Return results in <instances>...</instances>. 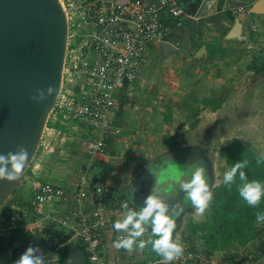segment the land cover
<instances>
[{
    "label": "rangeland",
    "instance_id": "374dc122",
    "mask_svg": "<svg viewBox=\"0 0 264 264\" xmlns=\"http://www.w3.org/2000/svg\"><path fill=\"white\" fill-rule=\"evenodd\" d=\"M256 1L242 9L241 18L231 21L230 30L237 21L239 32L228 35L230 71L225 73L230 75V85L225 80L227 75L217 73L219 67L214 61H204L198 56L186 60V52L170 42L166 43L172 45L171 51L167 54L161 51L153 62L145 64L140 81L127 89L120 102L122 127L119 131L111 130L107 152L99 158L105 165L101 180L110 175L124 188L163 154L191 149L207 166L211 191L222 183L227 171L218 155L220 149L240 141L264 154V13H250ZM155 50L149 53L150 57ZM63 83L68 87L67 75ZM54 123L49 118L30 174L23 176L10 200L22 204L38 183L48 180L57 183L61 177H68L80 161L86 142L82 134L90 127L68 118L57 122L60 130L57 133L49 130ZM21 183L26 188H21ZM120 197L123 199L122 194ZM207 211L197 216L190 206L177 220L173 239L182 243L184 249L196 241L202 244L199 238L188 234L187 228L204 221ZM7 214L5 205L0 218H8ZM25 236L26 233L17 230L8 234L17 244ZM213 252L218 264H264V230L244 247Z\"/></svg>",
    "mask_w": 264,
    "mask_h": 264
},
{
    "label": "built area",
    "instance_id": "2783aa9c",
    "mask_svg": "<svg viewBox=\"0 0 264 264\" xmlns=\"http://www.w3.org/2000/svg\"><path fill=\"white\" fill-rule=\"evenodd\" d=\"M59 2L68 23L63 73L68 87L63 83L52 113L90 127L86 166L70 176L67 184L40 182L22 204L7 202L8 219L36 239L33 247L41 250L47 264H59L61 252L72 244L83 247L87 264H165L150 246L131 253L113 247L117 236L123 235L112 225L122 219L125 201L119 189L90 180L88 171L105 156L111 130L117 131L114 123L121 91L137 81L151 50L167 42L162 14L179 19L183 11L177 0ZM21 188L26 186L21 183ZM148 237L145 233L143 239ZM20 255L12 259L10 253L6 262L14 264ZM171 264L218 261L213 251L196 241Z\"/></svg>",
    "mask_w": 264,
    "mask_h": 264
},
{
    "label": "water",
    "instance_id": "95a60500",
    "mask_svg": "<svg viewBox=\"0 0 264 264\" xmlns=\"http://www.w3.org/2000/svg\"><path fill=\"white\" fill-rule=\"evenodd\" d=\"M250 13H264V0L256 1ZM239 32L238 23L229 36ZM68 46V23L59 0H0V154L28 149L29 162L15 182L0 181V210L30 168L46 125L56 107L63 85ZM169 43L161 44L167 54ZM53 86L55 98L42 102L32 99L36 91ZM36 239L24 237L16 254ZM61 264H87L81 249L65 248Z\"/></svg>",
    "mask_w": 264,
    "mask_h": 264
},
{
    "label": "clouds",
    "instance_id": "9594fccd",
    "mask_svg": "<svg viewBox=\"0 0 264 264\" xmlns=\"http://www.w3.org/2000/svg\"><path fill=\"white\" fill-rule=\"evenodd\" d=\"M56 93L55 87L48 86L46 89L37 90L32 99L39 103L48 98H55ZM28 162L29 152L23 146L17 147L14 152L0 154V181L8 183L17 181ZM261 162H264V154L257 158V163ZM247 163V161L234 163L223 174V182L231 185L239 174L242 182L238 187L239 196L249 207L256 208L264 197V183L259 180H247L243 171ZM147 171L149 175L156 174L152 165L148 166ZM167 179L172 182V186L154 183L139 209L130 208L126 201L122 203V219L115 221L112 227L114 231L123 235L117 236L113 242L114 248L131 253L150 246L154 253L163 258L165 264H171L182 257L184 247L182 243L173 239L177 227L176 220L183 213L186 204L193 207L197 216H203L212 201V192L209 190L206 169L202 163H190L186 170L178 167ZM174 184L179 185V190L184 196L181 202L170 204L168 200L175 196ZM256 220L264 222V212H257ZM146 232L150 235L143 239ZM14 264H47V259L39 248L28 246Z\"/></svg>",
    "mask_w": 264,
    "mask_h": 264
},
{
    "label": "crops",
    "instance_id": "0c3cea01",
    "mask_svg": "<svg viewBox=\"0 0 264 264\" xmlns=\"http://www.w3.org/2000/svg\"><path fill=\"white\" fill-rule=\"evenodd\" d=\"M251 1L252 0H177L184 14L182 17L174 19L167 13L162 14V19L168 28L167 42H170L176 49L180 46L182 48V52H186L184 53L186 60H191L193 57L195 58L198 56L196 58L202 57L201 60L204 61H214V63L218 64L217 67H219L217 68V73L219 75L222 74L221 76L227 75L225 72L230 71V38H228V35L232 24L231 21L236 20V18H241V15L243 14L242 9L245 10V6L249 5ZM239 9H241V11H238ZM159 47L160 45L158 47H154L156 48L155 53L151 54V57L148 55L145 64L153 62L155 57L160 55L161 49ZM145 64L141 69L137 81L132 85L126 86L123 89L124 91H121L119 102H121L122 97L126 95L127 89H129V87L132 88L140 81ZM259 69L260 71L262 70L261 67H259ZM257 70L258 69H256V71ZM221 71H224V73ZM218 79L220 78L218 77ZM229 79L230 75H227L225 80L230 85V82H228ZM120 105L121 103H119V109L118 113H116L114 123L117 131H119L122 127V110ZM217 106L218 104H216V107ZM50 118L51 122H55L53 125L57 126V122L62 123L65 121L61 119L57 112L54 114L52 113ZM82 126L86 125L83 124ZM49 130L60 133L59 126L57 130L53 128H50ZM82 135H85V137L82 138H85L86 142L83 143L85 150L83 149L84 152L80 155V161L76 162L74 171L71 172L70 175L68 174V177H59L60 179L57 183L67 184L70 176L74 177L78 172V169L86 166V148L87 143L90 140L91 129H87V132ZM167 139L172 140L170 136H168ZM104 169L105 165L101 162V159H96L91 166V169L88 171V175H92V177H89L91 178L90 180H95L96 183L97 181L104 182L111 185L115 189H119V192L124 194L126 186L132 180L129 181L124 188H122L121 183H118V181L113 179L110 175L107 176L105 180H101L100 174H102L101 172H104ZM45 182L50 181L48 180ZM16 229L24 232L19 227H16ZM1 230L2 229H0V231ZM0 234L2 233L0 232ZM26 236H28V234H26Z\"/></svg>",
    "mask_w": 264,
    "mask_h": 264
},
{
    "label": "trees",
    "instance_id": "16d2710c",
    "mask_svg": "<svg viewBox=\"0 0 264 264\" xmlns=\"http://www.w3.org/2000/svg\"><path fill=\"white\" fill-rule=\"evenodd\" d=\"M50 128L57 130L58 126L50 125ZM218 155L224 160L227 170L236 162L247 161V167L243 169L247 180H259L264 183V162L257 163L260 154L246 144L234 141L227 147L220 149ZM25 174H30V168ZM241 184L239 174L231 185H226L222 181L219 186L211 190L212 201L204 221L189 224L188 234L191 237L199 238L206 249L226 251L236 247H244L260 231L264 230V222L256 220V213L264 212V197L261 198L256 208L249 207L239 196L238 187ZM10 201L12 200L8 202ZM8 218L6 216L0 218V229L8 231L5 234H0V263L4 262L10 253L11 258H15V251L20 245L8 237L11 232L19 231L16 229L15 223H12ZM78 247L83 250L80 245ZM64 255L65 249L59 256V264L62 263Z\"/></svg>",
    "mask_w": 264,
    "mask_h": 264
},
{
    "label": "flooded vegetation",
    "instance_id": "af4514ba",
    "mask_svg": "<svg viewBox=\"0 0 264 264\" xmlns=\"http://www.w3.org/2000/svg\"><path fill=\"white\" fill-rule=\"evenodd\" d=\"M202 163L204 168L206 169L207 174V182L210 187V173L207 169V166L204 160L200 157L199 154L192 151L191 149H183L178 151H171L169 153H165L162 156L158 157L154 161L150 162L142 174L135 177L127 186L124 191L123 199L128 203L130 208L139 209L143 206V201L145 197H147L151 191L152 185L154 183H162L167 184L168 187L172 186V182L167 178L173 173L178 167L181 170H186L190 163ZM149 165H152L156 174L149 175L147 168ZM182 179H188L187 177H182ZM165 185V187L167 186ZM173 189L175 191V196L168 200V202L176 203L181 202L183 200L184 193L179 190V185L174 184ZM167 199V198H166ZM190 204H186L184 206V211H187L190 207ZM182 213V214H183ZM181 214V215H182ZM181 215L177 218V220L181 217ZM176 220V223H177ZM9 260V257L2 264H8L6 261Z\"/></svg>",
    "mask_w": 264,
    "mask_h": 264
}]
</instances>
